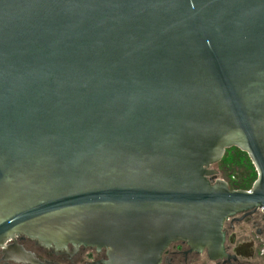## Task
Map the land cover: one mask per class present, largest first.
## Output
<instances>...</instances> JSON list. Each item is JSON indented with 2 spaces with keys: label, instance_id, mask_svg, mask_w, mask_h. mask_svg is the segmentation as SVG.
<instances>
[{
  "label": "water",
  "instance_id": "water-1",
  "mask_svg": "<svg viewBox=\"0 0 264 264\" xmlns=\"http://www.w3.org/2000/svg\"><path fill=\"white\" fill-rule=\"evenodd\" d=\"M237 147L250 189L217 178ZM264 212V0H0V249L105 248L160 264L225 256L228 217Z\"/></svg>",
  "mask_w": 264,
  "mask_h": 264
},
{
  "label": "flooded vegetation",
  "instance_id": "flooded-vegetation-1",
  "mask_svg": "<svg viewBox=\"0 0 264 264\" xmlns=\"http://www.w3.org/2000/svg\"><path fill=\"white\" fill-rule=\"evenodd\" d=\"M217 178L223 179L217 174ZM223 230L226 233L224 242L226 255L211 259L207 250H191L184 241L172 242L163 252L160 264H264V212L254 208L228 217ZM6 245L21 246L31 252L38 263L16 261L6 258L0 249V264H103L108 259L107 250L96 247L81 246L73 252L56 250L42 246L36 239L18 235L7 241Z\"/></svg>",
  "mask_w": 264,
  "mask_h": 264
},
{
  "label": "trees",
  "instance_id": "trees-1",
  "mask_svg": "<svg viewBox=\"0 0 264 264\" xmlns=\"http://www.w3.org/2000/svg\"><path fill=\"white\" fill-rule=\"evenodd\" d=\"M222 166V178L232 189H250L258 173L249 155L237 147L226 150L219 163Z\"/></svg>",
  "mask_w": 264,
  "mask_h": 264
},
{
  "label": "rangeland",
  "instance_id": "rangeland-1",
  "mask_svg": "<svg viewBox=\"0 0 264 264\" xmlns=\"http://www.w3.org/2000/svg\"><path fill=\"white\" fill-rule=\"evenodd\" d=\"M215 168L219 171V176H223L222 166L218 163L215 165Z\"/></svg>",
  "mask_w": 264,
  "mask_h": 264
}]
</instances>
